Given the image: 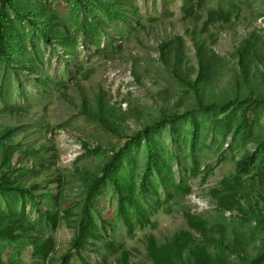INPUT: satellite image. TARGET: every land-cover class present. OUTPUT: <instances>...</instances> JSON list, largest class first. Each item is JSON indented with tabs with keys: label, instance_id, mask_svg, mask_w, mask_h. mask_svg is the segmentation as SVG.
I'll return each mask as SVG.
<instances>
[{
	"label": "rangeland",
	"instance_id": "1",
	"mask_svg": "<svg viewBox=\"0 0 264 264\" xmlns=\"http://www.w3.org/2000/svg\"><path fill=\"white\" fill-rule=\"evenodd\" d=\"M263 143L264 0H0V182L34 194L0 190L6 264H257ZM115 154L135 208L88 195Z\"/></svg>",
	"mask_w": 264,
	"mask_h": 264
},
{
	"label": "trees",
	"instance_id": "2",
	"mask_svg": "<svg viewBox=\"0 0 264 264\" xmlns=\"http://www.w3.org/2000/svg\"><path fill=\"white\" fill-rule=\"evenodd\" d=\"M12 6V4H10ZM42 23H40L39 25H45L47 27H39V33L43 34V33H47L49 34V36L53 35L55 36V32H56V28L54 27V25H51V21H41ZM193 89L196 90V85H193ZM196 92V91H195ZM83 112L91 118H95L97 121L100 122V124L106 129V131L120 136V137H124V134L117 128H115L111 123L110 117L109 115L104 111L101 110L100 113H98V115H92V112L89 110V104L87 101L84 102L83 104ZM150 128H146L145 131L143 132V136L145 138V140L149 143L150 142ZM132 140V139H130ZM261 149H264V143L261 144ZM120 156V155H119ZM118 159V154H115V157L108 163L105 165V167L103 168V176L100 178H95L92 182L90 187L88 188V195L90 196V198H93L95 196V194L98 192L101 184L103 182H105L106 180H109L113 183V185L115 186V188L118 190L120 196L122 197V201L126 199L130 200L131 205L135 208L137 207V205L133 202V200L130 197H124L123 195V182L121 180V178L119 177L118 173H117V161ZM249 162H251L250 160L247 161H243L242 163H240V166L244 169L245 167L248 166ZM9 189H14L15 191L25 194V193H29V195L32 197L34 196L33 192L30 190H26V189H21L19 187H16L14 185V183H12L11 179L7 176L4 175L2 181L0 182V190H9ZM138 214L143 215V209L142 208H138L137 209ZM125 218V222L126 224L129 226L131 225V221L129 218H127L126 216H124ZM188 224L190 226L191 229L195 230L196 232H201L204 231L205 229V225L204 223L199 220L198 218L194 217L193 215H187L186 216ZM1 228V227H0ZM4 228H2L3 230ZM5 234L9 235L10 237H14L13 231L11 230L10 226H8L6 228V231L4 232ZM31 237V234L30 236ZM94 237V233L91 231H84L81 232L78 236V239H76L75 244H82L86 243L89 241L90 238ZM150 253L152 254V256L154 258H156L157 260H163L167 257L166 255V248L164 247H159L158 244L156 243L155 239L152 238L151 239V244H150ZM258 262L257 264L261 263L264 261V253L263 255H261L260 257H258L255 262ZM0 264H6L5 262H3V260L0 258ZM118 264H131L129 262V257L127 254H124L118 261Z\"/></svg>",
	"mask_w": 264,
	"mask_h": 264
}]
</instances>
